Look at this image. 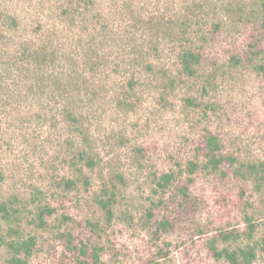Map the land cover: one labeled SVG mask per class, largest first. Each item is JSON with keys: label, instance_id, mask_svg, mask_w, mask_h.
<instances>
[{"label": "rangeland", "instance_id": "rangeland-1", "mask_svg": "<svg viewBox=\"0 0 264 264\" xmlns=\"http://www.w3.org/2000/svg\"><path fill=\"white\" fill-rule=\"evenodd\" d=\"M93 1L72 24L66 0H0L21 22L0 39V204L12 214L0 211V264H12L7 243L30 240V264H231L214 248H254L252 264H264V184L250 171L264 167L261 0ZM27 39L55 65L40 72ZM188 46L202 54L190 77ZM95 52L104 64L93 70ZM209 133L235 162L191 173L189 162L208 161ZM78 152L95 168L73 164ZM110 198L111 217L100 204Z\"/></svg>", "mask_w": 264, "mask_h": 264}, {"label": "trees", "instance_id": "trees-1", "mask_svg": "<svg viewBox=\"0 0 264 264\" xmlns=\"http://www.w3.org/2000/svg\"><path fill=\"white\" fill-rule=\"evenodd\" d=\"M67 3H64L62 6L59 7L61 9V18L65 21H70V23H80L79 18L80 16H85L87 14H90L89 12L92 11L91 6L96 7V2L93 0H66ZM260 14H261V27L264 30V0H261L260 3ZM101 17V16H100ZM97 18V17H96ZM94 19V18H93ZM191 19H187L184 23V25H187L188 21ZM105 26V25H104ZM101 26V30L99 32V35L104 38H108L109 36V31L107 30L106 27ZM8 30L10 33L16 32V31H21V22L20 19L17 16H11V15H3L0 13V39L4 38L6 35L5 31ZM183 36V39H186L187 32L181 33ZM85 42V41H84ZM87 44V42H85ZM43 46L41 44L35 43L33 40H26V41H21V50L23 53H25L26 56H31V58L34 59L36 67L40 70V72L44 71L45 68L47 69L48 65H55L57 59H55V55H49L46 50L43 51ZM87 49V48H86ZM158 50V47H156ZM138 52H136L135 55V61L140 64L142 61H144L145 57H147V53L145 49L140 48L137 49ZM99 53V51H98ZM180 58V65H181V70L183 73L186 75L190 76H195L198 74L199 71V66L202 63V54L201 52H197L194 50L193 47H186L184 50L181 52L179 55ZM93 60V70L95 68L103 66V56H99L97 52L92 56V58H89ZM142 59V60H141ZM233 60L236 62L234 63L235 67L241 65V62L243 60L241 59L240 56H234ZM261 69L264 70V67H260L259 72H261ZM42 70V71H41ZM135 83L133 81H129V87L131 89L135 88ZM72 86V84H71ZM63 85L61 82L57 81V88L58 91H62ZM206 90V89H205ZM62 95V94H60ZM190 105H196L198 104L194 103V100H188ZM203 106V104H201ZM205 107H208L205 105ZM207 109V108H205ZM63 113L67 116V118L74 123L78 122L77 113L72 110V107L66 106L64 107ZM86 142L88 141L87 137H84ZM204 151H205V156L208 157V161L203 164L202 166L197 162V161H191L189 162V172L195 173L197 172L201 167H206V168H213V170H219L220 166L223 165L225 161H228L231 165L234 164L235 159L234 157L231 156H223L221 155V151L223 149V143L221 139L215 135L214 133H209L205 139H204ZM73 164H84L85 161V167L94 169L95 166L97 165V161H95L94 157H90L87 155V152H78V154L73 157ZM76 166V165H75ZM250 171L251 174H254L257 178L258 181L260 180L264 184V167L258 168L257 166H250ZM82 169H77V171H81ZM259 176V177H258ZM173 180V175H164L161 178V181H159V186L162 188H165L166 185L168 186L169 183ZM75 182L72 180H67L66 186L68 187H74ZM186 188H184V191ZM113 198H110L106 202L103 200L100 201V204L103 208L107 209L109 212V216L111 217V210L110 206L113 203ZM0 211H2L4 218L7 220H10L12 217V214L6 205V203L0 204ZM46 210H42L41 213L39 214V217L42 219L44 217ZM250 230L253 231L254 227L250 223ZM0 243L5 244L3 239L0 238ZM8 246L11 248V250L14 251L13 258L11 259L12 264H30L29 259L32 256L33 253V245L34 242L32 240L30 241H12L10 243H7ZM261 248L264 251V234L261 240ZM215 251V255L218 258H224L228 260L231 264H252L254 260L256 259V252L254 248H249V249H241L239 251H229V250H223V251H218L215 248L213 249ZM96 258H98V255H95Z\"/></svg>", "mask_w": 264, "mask_h": 264}]
</instances>
